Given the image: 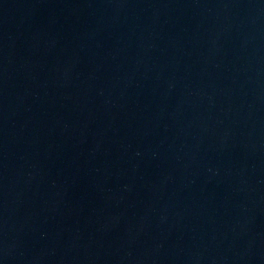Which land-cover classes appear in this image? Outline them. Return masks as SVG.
Returning <instances> with one entry per match:
<instances>
[{
	"label": "water",
	"instance_id": "obj_1",
	"mask_svg": "<svg viewBox=\"0 0 264 264\" xmlns=\"http://www.w3.org/2000/svg\"><path fill=\"white\" fill-rule=\"evenodd\" d=\"M0 264H264V0H0Z\"/></svg>",
	"mask_w": 264,
	"mask_h": 264
}]
</instances>
